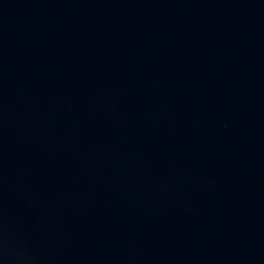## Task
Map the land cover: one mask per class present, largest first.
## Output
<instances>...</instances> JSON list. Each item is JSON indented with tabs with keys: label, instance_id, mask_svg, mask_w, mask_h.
<instances>
[{
	"label": "water",
	"instance_id": "obj_1",
	"mask_svg": "<svg viewBox=\"0 0 264 264\" xmlns=\"http://www.w3.org/2000/svg\"><path fill=\"white\" fill-rule=\"evenodd\" d=\"M0 264H264V0H0Z\"/></svg>",
	"mask_w": 264,
	"mask_h": 264
}]
</instances>
